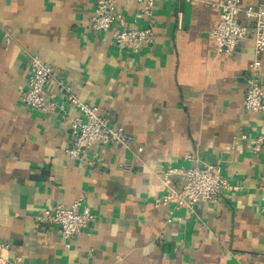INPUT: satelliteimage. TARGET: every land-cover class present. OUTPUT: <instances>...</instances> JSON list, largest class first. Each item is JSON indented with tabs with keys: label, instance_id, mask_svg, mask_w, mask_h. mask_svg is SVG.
<instances>
[{
	"label": "crops",
	"instance_id": "crops-1",
	"mask_svg": "<svg viewBox=\"0 0 264 264\" xmlns=\"http://www.w3.org/2000/svg\"><path fill=\"white\" fill-rule=\"evenodd\" d=\"M99 0H0V241L24 264H264V113L243 107L253 43L217 53L215 0L157 1L152 41L134 55L112 32L91 29ZM255 7L264 0H241ZM127 27L138 0H116ZM243 25H249L244 14ZM11 40L7 43L5 34ZM54 69L46 96L58 106L25 105L30 59ZM259 80L264 87V54ZM122 126L131 149L96 145L71 159V119L57 83ZM242 135H247L242 139ZM142 149V152H138ZM191 156L192 159H187ZM219 165L238 186L194 212L158 207L165 193L158 173ZM128 168H125V166ZM180 189L182 176L172 178ZM80 200L95 215L69 248L55 225H38L46 209ZM171 220V222H168Z\"/></svg>",
	"mask_w": 264,
	"mask_h": 264
},
{
	"label": "built area",
	"instance_id": "built-area-1",
	"mask_svg": "<svg viewBox=\"0 0 264 264\" xmlns=\"http://www.w3.org/2000/svg\"><path fill=\"white\" fill-rule=\"evenodd\" d=\"M139 11L134 19L137 24L141 19L147 25L136 28L127 27L126 21L117 13L116 0H99L94 8L91 29L95 32H112L117 46L125 47L134 55L139 54L144 45L151 42L154 34V9L157 1L188 3L198 0H138ZM206 4L217 9L220 13L219 22L213 30V37L217 45V53L227 56L233 55L239 44L250 39L253 43L254 58L250 63L252 76L249 78L243 107L246 111L255 114L264 113V87L259 80L261 57L264 54V4L255 7H242L241 0H215ZM244 14L249 25H243L239 16ZM7 43L11 37L5 34ZM54 78V69L38 54L30 59L29 87L23 93L22 101L26 106L41 112L54 111L58 106L46 96V85ZM65 104L73 106L77 114L71 119L72 145L66 149V154L75 160L81 159L92 147L100 145H114L131 149L133 138L122 126L114 125L109 116L101 115L95 105L84 103L76 96L71 88L63 81L57 83ZM246 139L247 135H242ZM264 137L254 140L253 151L259 152ZM138 152H142L139 149ZM187 159H192L188 156ZM125 168H128L126 165ZM164 186L165 193L156 200L158 207L173 206L176 210L194 212L196 204L216 201L223 191L238 192L239 187L231 184L222 175L219 165L200 167L193 165L187 169L169 168L158 173ZM183 177L180 189L173 185L172 178ZM261 213L264 216V188L261 194ZM95 221V215L89 206L77 200L69 208L57 206L46 209L37 217L38 225H55L60 228L61 238L66 248H69L74 237L82 234L85 229ZM171 222V220H168ZM11 246L0 241V264H24L21 257L10 259L8 257Z\"/></svg>",
	"mask_w": 264,
	"mask_h": 264
}]
</instances>
